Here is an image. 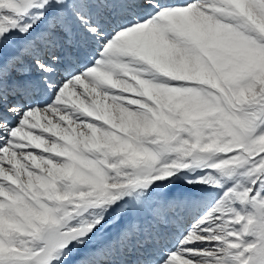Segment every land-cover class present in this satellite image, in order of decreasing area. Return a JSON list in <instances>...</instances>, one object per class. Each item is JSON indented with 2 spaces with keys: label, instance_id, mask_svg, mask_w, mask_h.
I'll use <instances>...</instances> for the list:
<instances>
[{
  "label": "snow or ice",
  "instance_id": "6c2138e0",
  "mask_svg": "<svg viewBox=\"0 0 264 264\" xmlns=\"http://www.w3.org/2000/svg\"><path fill=\"white\" fill-rule=\"evenodd\" d=\"M0 264H264V0H0Z\"/></svg>",
  "mask_w": 264,
  "mask_h": 264
}]
</instances>
